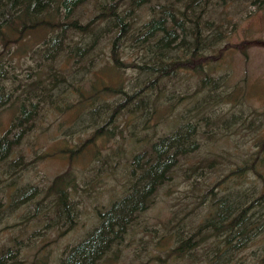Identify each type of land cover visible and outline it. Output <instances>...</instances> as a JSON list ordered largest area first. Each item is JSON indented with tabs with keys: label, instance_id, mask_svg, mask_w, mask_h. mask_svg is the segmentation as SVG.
<instances>
[{
	"label": "trees",
	"instance_id": "obj_1",
	"mask_svg": "<svg viewBox=\"0 0 264 264\" xmlns=\"http://www.w3.org/2000/svg\"><path fill=\"white\" fill-rule=\"evenodd\" d=\"M89 1L0 0V44L18 47L20 40L31 32L45 33L39 44L45 47L39 46V60L46 66L42 69L36 62L39 74L28 83L22 82L0 54V112L14 108L9 125L0 131V176L7 172L11 179L16 176L20 179L17 185L13 183L11 193L5 194L0 189V220L24 210L27 213L24 219L31 221L44 207L46 211L38 217L42 233L47 234L53 225L68 232L75 227L80 208L73 199V186L68 184L67 175L53 177L43 187L27 180L26 173L33 165L25 161L21 145L38 130L49 106L60 110L56 101L72 93L75 65L87 62L92 69L98 45L107 40L113 68L132 67L138 73L127 83L112 81L102 87L100 91L110 93L114 99L107 120L96 128L95 134L113 137L116 132L121 133L116 123L119 116L141 117L140 122L129 123L125 131L138 153L130 160L122 194L98 211V222L57 257L59 264H98L109 252L116 253L134 221L156 203L159 189L171 186L177 177L188 183L190 191L196 188L195 196H186L184 200L191 201H185L184 205L194 203L195 214L199 216L193 222L178 217L177 223L168 221L164 227L168 241H159L147 254V260L156 259V264H264V183L262 188H255L251 178L257 174L264 182V172H261L264 171V139L256 142L259 149L248 152L249 156L230 159L220 155V160L210 153L198 157L209 140L234 134L235 130L228 132L230 118L246 120L241 111L238 118L234 117L235 113L230 114L238 100L232 91L220 90L226 79L212 75L208 69L210 61L215 59L210 53L215 45L203 27L212 26L213 21L204 16L213 0H164V4L154 6L149 5L152 0H131L129 6V0H97L98 12L85 22L82 7ZM236 1L264 7V0ZM145 5L153 14L135 28L133 15ZM215 36L219 39L221 33ZM127 41L132 44L129 47L144 48L143 59L132 63L121 60ZM202 59H205V69L199 62ZM182 68L189 70L179 72ZM187 72L189 77L196 76L190 92L181 94L169 85L172 95L168 96L161 89L166 81ZM73 90L82 96L79 86ZM161 97L170 109L184 100L187 102L182 107L184 110L176 114L173 127L158 134L150 131L158 121L156 108L150 107ZM45 103L50 104L47 109ZM227 103L232 106L227 107ZM92 141L85 139L77 149H69V157ZM123 147V142L117 145L107 163L118 162ZM97 162L99 166L104 165ZM30 205L34 212L29 209ZM19 245L16 238L15 246L3 247L0 264L7 260L19 264L22 261L18 259ZM39 260L34 257L29 264Z\"/></svg>",
	"mask_w": 264,
	"mask_h": 264
},
{
	"label": "rangeland",
	"instance_id": "obj_2",
	"mask_svg": "<svg viewBox=\"0 0 264 264\" xmlns=\"http://www.w3.org/2000/svg\"><path fill=\"white\" fill-rule=\"evenodd\" d=\"M130 2L131 0L127 6ZM156 3L165 2L152 0L149 5L154 6ZM82 8L83 21L87 22L98 12L97 0L89 1ZM152 14V9L147 5L137 8L132 20L135 28L148 20ZM204 17L213 21L212 26L203 27V31L213 38L215 45V50L210 52L215 59L210 61L208 69L212 75L226 79V84L222 83L220 90L232 91L233 97L238 100L230 114L235 113L234 117L238 118V112L241 111L246 120L241 118V121H233L230 118L231 128L228 132L235 130L234 134L215 141L209 140V145L201 149L198 157L210 153L220 160V155L230 159H237V156L242 157L246 154L249 156L248 152L259 149L256 142L264 139V7L258 8L244 1L213 0ZM218 32L221 33L219 39L215 38ZM44 35L45 33L41 32H31L20 40L18 47L16 44L11 48L0 44V54L7 59L6 63L11 64L7 67L22 82L28 83L39 74L35 68L36 62H39L42 69L46 68L45 63L39 60L41 46L39 44L43 41ZM88 38L89 42L91 36ZM102 43L96 49L97 56L93 59L94 62L96 60V64L92 69L87 62L75 65L77 72L72 93L56 101L60 105V110L51 107L50 101V104L45 103L44 107L47 109L50 105V110L40 120L38 130L27 137L21 145L25 161L33 165L32 169L27 171L26 179L43 187L49 184L53 177H63L66 174L68 184L73 186L75 197L73 199L78 202L77 206L80 209L76 225L69 232L53 225L47 234L42 233V223L38 217L46 211L44 207L36 219L31 221L24 219L27 214L24 210L0 220V251L3 247L15 246V239H19L21 255L18 259L22 260L19 264H29L34 257L40 258L35 264H59L60 259L57 257L98 222V211L118 198L126 186L130 160L138 150L133 146L134 141L125 136V131L130 126L129 123L140 122L141 117L127 116L124 114L126 112H122L124 115L119 116L116 121L121 133L116 132L113 137L96 135L95 130L107 120L109 106L114 99L110 93L101 92L102 87L112 84V81L122 80L123 83L132 81L138 70L132 67L114 69L108 56L110 43L107 40ZM124 44L120 55L122 61L132 63L144 58V48L129 47L132 45L129 41ZM205 59L199 60L204 69ZM185 70L187 68H182L179 72ZM194 79L196 76L189 77V72L178 74L176 78L166 81L161 89L171 96L172 92L168 91L170 85L177 92L185 94L192 90L191 82ZM76 86L83 91L80 97L73 90ZM186 102L187 100H184L178 107L170 109L165 106L164 98H159L157 104L150 107L156 108L158 116V121L151 126L150 131L159 134L170 130L176 114L184 110L182 107ZM226 106L230 107L232 104L227 103ZM160 112H164L163 115H160ZM13 115L14 108L3 109L0 112V131L9 125ZM83 118H86V121L82 122ZM243 120L245 122H242ZM88 138L94 141L69 157L70 153L67 151L77 149L80 142ZM122 142L124 151L117 157L118 162L114 160L107 163L110 160L109 154ZM98 160L104 165L99 166ZM262 164L264 165V157ZM226 169L228 168L225 167ZM6 173L0 176V189L8 194L14 189L13 183L17 185L20 179L17 176L11 179V175ZM251 178L255 188H262L264 183L262 177L256 174ZM167 186L159 189L156 203L134 221L124 242L119 246L120 250L114 254L112 251L109 252L98 264H156V259L147 260V254L159 241H168L164 228L168 226V221L177 223L179 220L175 222L176 217L192 222V219H197L199 215L195 214L197 211V208H194L195 204L189 202L184 205L185 201H191L190 198L184 200L185 197L195 196L196 188L192 187L190 191L191 187L182 177H177L171 186ZM193 208L194 212L191 211ZM29 209L34 210L32 205ZM187 216L189 218L186 219ZM144 240L147 242L144 243ZM5 264H12V260H7Z\"/></svg>",
	"mask_w": 264,
	"mask_h": 264
}]
</instances>
